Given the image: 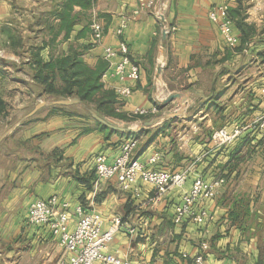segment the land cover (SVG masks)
<instances>
[{
  "label": "crops",
  "instance_id": "crops-1",
  "mask_svg": "<svg viewBox=\"0 0 264 264\" xmlns=\"http://www.w3.org/2000/svg\"><path fill=\"white\" fill-rule=\"evenodd\" d=\"M58 1L50 10V0L43 6L41 0H0V96L7 111L0 116V138L17 125L0 142V264H67L70 254L49 228L26 223L30 204L52 196L69 203V230L79 205L100 215L103 230L120 217L134 231L122 227L107 252L129 264H194L203 242L208 264H264V134L248 130L227 146L211 139L215 110H222L228 130L264 112V0H142L153 2L149 8H142L140 0H78L68 9L67 0ZM221 5L227 6L238 38L232 49L207 16ZM93 22L102 29L98 42L90 30ZM121 24L125 28L118 35ZM17 25L21 41L15 44L11 30ZM120 42L138 67V78L123 83L100 78L103 90L114 94L115 114L132 119L134 110L156 108V116L182 109L176 100L155 102L174 93L198 99L195 114L131 135L107 131L77 105L44 107L19 124L45 98L28 65L35 55L49 61L81 47L83 62L104 73L110 65L104 49L116 50ZM26 45L29 53L23 58ZM121 86L130 87L128 97H116L115 88ZM207 108L214 110L207 113ZM129 139L135 140L133 159L156 170L185 171L184 186L157 197L152 186L137 181L139 196H134L112 179L96 190L95 157L104 155L112 163ZM155 154L158 161L148 165ZM196 177L224 180L214 198L195 205L211 218L200 225L191 220L175 225L174 208Z\"/></svg>",
  "mask_w": 264,
  "mask_h": 264
},
{
  "label": "built area",
  "instance_id": "built-area-1",
  "mask_svg": "<svg viewBox=\"0 0 264 264\" xmlns=\"http://www.w3.org/2000/svg\"><path fill=\"white\" fill-rule=\"evenodd\" d=\"M142 8H149L153 2L143 3ZM134 13H137L136 11ZM208 19L217 25L225 44L230 48H235L238 38L233 33L232 21L228 16V8L225 5L212 8L208 12ZM125 28L124 24L116 30L120 35ZM90 30L94 42H98L102 37V29L98 23L93 22ZM118 57L116 62H110ZM104 58L110 63L108 69L101 78L107 76L114 77L119 82L127 80L134 81L138 78V67L130 62L128 49L125 43L120 42L116 50L104 49ZM264 90V81H263ZM131 94L128 86L115 88L117 98H125ZM157 113L156 108L150 110H134L132 116L145 117L153 116ZM248 130L260 131L264 134V112L255 116L246 125H236L231 130L220 128L214 130L211 136L212 141L217 146H227L243 136ZM135 140L122 145L121 153L112 162L108 163L104 155L95 157L96 179L94 186L97 190L100 182L116 180L122 191L132 192L134 196H139V189L136 182L140 181L150 185L155 191V196L159 197L174 188H182L187 180L185 171L175 172L171 170L152 169L146 164L132 158ZM159 159L158 155H153L148 160V165L155 164ZM223 179L205 181L200 177L194 178L189 190L182 196L180 203L175 206L173 223L175 225L183 223L184 220H191L194 224H203L211 218L209 212L204 208H195L196 203L214 198L221 186ZM76 217L75 226L69 230V203L59 200L57 196H52L47 200H35L28 208L26 223L28 225L47 226L60 246L70 255L67 264H129L122 261L117 256L107 252V246L112 241L114 235L122 227L132 234L133 229L127 227L120 217H114L106 230L102 229L103 221L96 212H89L83 206H76L73 209ZM207 249L206 242L201 243L200 252L194 256V264H208L203 252Z\"/></svg>",
  "mask_w": 264,
  "mask_h": 264
},
{
  "label": "trees",
  "instance_id": "trees-1",
  "mask_svg": "<svg viewBox=\"0 0 264 264\" xmlns=\"http://www.w3.org/2000/svg\"><path fill=\"white\" fill-rule=\"evenodd\" d=\"M79 3L78 0H67L65 8L68 9L71 4ZM59 16L65 20L64 12H60ZM238 26L240 27L239 24ZM83 52L84 49L77 47L69 49L68 54L50 58L49 61H44L38 55H35L30 62L28 61L29 69L34 72L33 81L41 88V94L53 99L76 97L100 116L126 119L124 114H115L111 108V104L115 103L114 94L105 92L100 83L104 70L100 66L95 69L89 68L82 60ZM56 83L61 88H57ZM104 107H109L108 112L103 110ZM6 115L5 104L0 96V116Z\"/></svg>",
  "mask_w": 264,
  "mask_h": 264
},
{
  "label": "water",
  "instance_id": "water-1",
  "mask_svg": "<svg viewBox=\"0 0 264 264\" xmlns=\"http://www.w3.org/2000/svg\"><path fill=\"white\" fill-rule=\"evenodd\" d=\"M161 19V24H162V31H161V48L164 51L165 46H166V31L164 28V19L163 16H160ZM161 71V64L157 67L156 69V74H155V80H158L159 75ZM156 90V88L154 89ZM178 101L183 105L182 109L166 112L163 114H158L156 116L151 117L150 119L143 120L139 125L137 126H120L111 123L104 117L100 116L97 114L94 110L86 106L80 99L73 97V98H68V99H52L48 100L46 97L42 98L39 100L31 110H29L20 120L19 124L28 120L29 118L33 117L39 110H41L44 107H54V106H60V107H69L73 105L80 106L83 111L93 120L104 126L105 128L115 131V132H120V133H126V134H133L139 131H142L144 129H148L158 123H160L163 120L169 119V118H176L179 116H192L195 114V112L198 109L199 106V100L195 99L191 96H188L183 93H174V94H169L166 98L163 100H158L155 98V102L158 105H165L171 101ZM17 125L12 126L8 131H6L3 136L0 138L1 140L7 136L13 129L16 128Z\"/></svg>",
  "mask_w": 264,
  "mask_h": 264
},
{
  "label": "rangeland",
  "instance_id": "rangeland-1",
  "mask_svg": "<svg viewBox=\"0 0 264 264\" xmlns=\"http://www.w3.org/2000/svg\"><path fill=\"white\" fill-rule=\"evenodd\" d=\"M48 1L49 0H41V4H42V6L44 5V4H47L48 3ZM59 1L58 0H50V2H49V4L46 6V7H50V10H55V8H56V6H57V3H58ZM58 8V7H57ZM52 16H53V13H52ZM7 28V27H6ZM6 31H7V29H5ZM12 36L14 37V43L15 44H17L18 42H20L21 41V29L20 28H18V25H17V27H15V28H13L12 30ZM27 46V48H24L23 49V46H22V53H24V55L22 56L23 58H25V57H27V54L29 53V51H27L28 49H29V47H30V45H26ZM15 47H19V46H15ZM26 53V54H25ZM19 62V61H18ZM17 66H21V61L19 62V64H16ZM7 66H9V65H7ZM7 84V83H6ZM55 86H57V88H61V86L59 85V84H55ZM53 98L52 97H48V100H52ZM218 109V108H217ZM103 110L104 111H106V112H108V110H109V107H104L103 108ZM214 110V108L212 109V110H210L209 108H207V109H205V111H207V113H209V111H213ZM216 112H215V118H214V120H213V128L215 129V130H217V129H220V128H224L225 127V124H224V121H225V116H221L222 114V110H220L219 112H218V110H215ZM219 113V114H218ZM221 114V115H220ZM210 115V114H209ZM134 117V116H133ZM152 116H150V118H151ZM137 118V117H136ZM149 118V119H150ZM111 119H112V121H116V123H118V125H121V123L119 122V120H116V119H114L113 117H111ZM118 121V122H117ZM121 121H124V124H122L123 126H137V125H139L141 122H139V121H136V120H134V118H132V119H130V118H127V119H124V120H121ZM140 121H143V120H140ZM120 123V124H119ZM244 125H246V124H244ZM227 126V125H226ZM4 129V128H3ZM140 132V131H139ZM139 132H137V133H135V134H139ZM142 132V131H141ZM123 134H126V133H123ZM122 134V135H123ZM126 136H128V135H126ZM133 136V135H132ZM131 141H133V139H129V141L128 142H131Z\"/></svg>",
  "mask_w": 264,
  "mask_h": 264
}]
</instances>
